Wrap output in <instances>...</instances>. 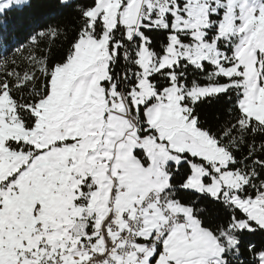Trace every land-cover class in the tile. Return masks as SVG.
Masks as SVG:
<instances>
[{"label":"snow or ice","instance_id":"snow-or-ice-1","mask_svg":"<svg viewBox=\"0 0 264 264\" xmlns=\"http://www.w3.org/2000/svg\"><path fill=\"white\" fill-rule=\"evenodd\" d=\"M54 3L61 58L0 59V264H264V0Z\"/></svg>","mask_w":264,"mask_h":264},{"label":"trees","instance_id":"trees-1","mask_svg":"<svg viewBox=\"0 0 264 264\" xmlns=\"http://www.w3.org/2000/svg\"><path fill=\"white\" fill-rule=\"evenodd\" d=\"M28 2L30 7L0 17V59L6 57L9 62L15 59L17 70L28 67L27 58L30 53H37V49L39 54L48 53L51 49L50 62L58 61L80 26L78 8L62 9L55 5L54 0ZM85 2L86 0H78L79 4ZM49 29H55L59 33L54 41L41 37L37 44L33 45L28 39L30 35ZM229 108L225 100L205 102L197 106V114L202 124L215 128L229 112ZM259 143L258 139L257 144ZM212 215L215 216L216 213L213 212ZM251 239L257 247H264V234L257 233Z\"/></svg>","mask_w":264,"mask_h":264}]
</instances>
